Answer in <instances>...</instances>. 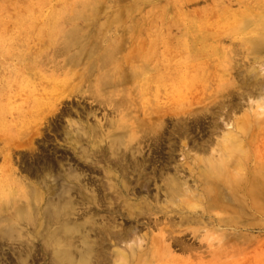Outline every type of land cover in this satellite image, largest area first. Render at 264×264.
I'll use <instances>...</instances> for the list:
<instances>
[{
	"label": "rangeland",
	"instance_id": "374dc122",
	"mask_svg": "<svg viewBox=\"0 0 264 264\" xmlns=\"http://www.w3.org/2000/svg\"><path fill=\"white\" fill-rule=\"evenodd\" d=\"M262 37L264 0H0V176L71 203L75 261L264 264V188L245 194L264 186ZM213 162L245 184L216 183L234 213L194 197ZM14 232L0 264H48L45 230Z\"/></svg>",
	"mask_w": 264,
	"mask_h": 264
},
{
	"label": "bare ground",
	"instance_id": "6f19581e",
	"mask_svg": "<svg viewBox=\"0 0 264 264\" xmlns=\"http://www.w3.org/2000/svg\"><path fill=\"white\" fill-rule=\"evenodd\" d=\"M259 42H262V44L264 45V37H262V40H260ZM258 42V43H259ZM113 47H111V49L110 50H108V52L106 53V55L104 56V58H103V61L104 60H106L108 57H111V53L110 52H113V51H115L116 49L115 48H113ZM120 81V80H119ZM118 81V82H119ZM114 82V81H113ZM112 82V83H113ZM256 82V81H255ZM120 83V82H119ZM106 86H110V82H109V84L108 85H106ZM260 99V98H259ZM262 101L260 100V103H261ZM259 103V104H260ZM260 106H261V104H260ZM260 110V108L258 109V111ZM144 111V110H143ZM146 111V110H145ZM202 111V110H201ZM196 112V111H195ZM199 112V111H198ZM215 113V112H214ZM200 114V113H199ZM203 114V113H202ZM260 115H263V114H260ZM193 117H197V116H193ZM199 117V116H198ZM248 118V117H247ZM198 119H200V117L198 118ZM201 119H204V117L202 118L201 117ZM147 120V119H146ZM245 120V119H244ZM243 120V121H244ZM194 121H196V120H194ZM198 121H202V120H198ZM143 122L144 121H142V123L140 124V126L141 127H144V125H145V123L146 122H144V124H143ZM193 122V121H192ZM191 122V123H192ZM251 122V121H250ZM199 123V122H198ZM185 124V123H184ZM143 125V126H142ZM160 125V124H159ZM251 125V124H250ZM146 126H148V124H146ZM160 126H162V125H160ZM245 126H247V123H246V125ZM150 126H148V128H149ZM238 127V126H237ZM95 128V127H94ZM154 128H157V127H154ZM181 128V127H180ZM96 129V128H95ZM144 129V128H143ZM147 129V128H146ZM145 129V130H146ZM150 129V128H149ZM152 129V128H151ZM150 129V130H151ZM233 129H234V126H233ZM95 131V130H94ZM142 131V130H141ZM149 131V130H148ZM231 131V130H230ZM97 132V130L95 131V133ZM227 132V131H226ZM148 135H149V133H150V131L149 132H146ZM154 133V132H153ZM155 133H158V132H155ZM154 133V134H155ZM161 133H163V132H161ZM177 133V132H176ZM234 133V132H233ZM236 133V132H235ZM98 134H99V132H98ZM127 134H128V132H127ZM154 134H152V137L153 138H151L150 139V141L153 143V144H156V146H157V143H159L158 141L160 140V135L158 136V135H156V136H158V137H154L153 135ZM168 134H169V132H168ZM167 134V135H168ZM89 135V134H88ZM95 135L96 136H100V135H97V133L96 134H94L93 136L94 137H92V139L93 138H95ZM144 135V134H143ZM182 135V134H181ZM184 135V134H183ZM182 135V136H183ZM222 135H224V134H222ZM150 136V135H149ZM143 137V136H142ZM145 138L147 137V136H144ZM151 137V136H150ZM163 137V136H162ZM144 138V139H145ZM117 139V138H116ZM141 139V138H140ZM147 139V138H146ZM94 141H95V139H93ZM92 140V141H93ZM231 140V139H230ZM104 141V140H103ZM114 141V140H113ZM141 141V140H140ZM146 141V140H145ZM148 141V140H147ZM157 142V143H156ZM96 143H97V141H96ZM115 143H117V141L115 142ZM146 143V142H145ZM196 143V142H195ZM112 144H113V142H112ZM137 144V143H136ZM136 144H134V145H136ZM144 144V143H143ZM162 144V143H161ZM219 144V143H218ZM83 145V144H82ZM99 145V144H98ZM97 145V146H98ZM114 145H116V144H114ZM106 146V145H105ZM132 147H133V145H131ZM169 146V145H168ZM220 146V145H219ZM98 147H100V146H98ZM103 147V146H102ZM107 147V146H106ZM105 147V148H106ZM127 147V146H126ZM136 147V146H135ZM88 148V147H87ZM97 148V147H96ZM95 148V150H97ZM115 147H113V149H114ZM221 148V147H220ZM104 149V148H103ZM102 149V150H103ZM131 149V148H130ZM129 149V150H130ZM133 149V148H132ZM198 149V148H197ZM201 149V148H200ZM203 149V148H202ZM34 150V149H33ZM35 150H37V149H35ZM155 150V149H154ZM196 150V149H195ZM194 150V151H195ZM99 151V150H98ZM100 151H101V149H100ZM99 151V152H100ZM121 152H122V150H120ZM133 151H134V149H133ZM33 152V151H32ZM31 152V153H32ZM37 152H39V150L37 151ZM41 152V151H40ZM115 152V151H114ZM116 152H117V150H116ZM196 152V151H195ZM30 153V154H31ZM34 153V152H33ZM32 153V154H33ZM104 153H106L105 151H104ZM135 153V152H134ZM154 153H156V151L154 152ZM163 153V152H162ZM198 153V152H197ZM34 154H36V151H35V153ZM39 154V153H38ZM116 154V153H115ZM159 154V153H158ZM199 154V153H198ZM221 156V155H220ZM95 157V156H94ZM101 157V156H100ZM103 157V156H102ZM137 157V156H136ZM163 157V156H162ZM78 158V157H77ZM157 158V157H156ZM98 159H99V157H98ZM225 159H226V157H225ZM240 159V158H239ZM115 160V159H114ZM224 160V159H223ZM236 160H237V158H236ZM241 162V161H240ZM82 163V162H81ZM148 163H151V161H144V160H142V159H140V163L138 162V160L137 161H135V163L133 162V164L130 166V170H131V172H137V173H140V174H143L144 173V169H145V166H146V164H148ZM104 164V163H103ZM156 164V163H155ZM126 165V164H125ZM177 165H179V164H177ZM236 165V164H235ZM237 165H238V163H237ZM152 166H153V172H155L154 171V164H152ZM180 166V165H179ZM224 164H223V162L222 163H220V164H218L217 162H213V163H208L207 165H205V166H203V168L201 169V172L199 173L200 174V176H201V179L202 180H200V185H201V188H203V189H201V190H199L198 188L195 190V192L197 193L196 195H194V197L196 196V199H198L200 202L201 201H204L205 202V206H206V208H208V209H212V208H219V210L221 209V210H224V211H226V210H228L229 212H231V213H234V209L232 208V206H233V204H232V206L230 207V206H228V204L226 205H224L223 203H222V201H221V198H222V196H223V194H220V192L219 191H221V193L223 192L224 193V190L222 191L221 189H219V190H217V188H220V187H218V186H216V183H219V182H222V183H229L230 184V186L232 187V188H235V186L237 185V184H239V185H245V184H240V181L239 180H234V178H232L231 179V177L232 176H229L228 174H227V172H226V170L224 169ZM243 166V165H242ZM103 167V166H102ZM177 167V166H176ZM79 168H80V166H79ZM78 168V169H79ZM180 168H181V166H180ZM66 169V168H65ZM82 169V168H81ZM121 169V173H122V175H123V177L125 176L126 177V173H127V169H125V168H123V167H121L120 168ZM178 169V168H177ZM193 169H194V167H193ZM235 169V168H234ZM67 170V169H66ZM80 170V169H79ZM78 170V171H79ZM2 171V170H1ZM245 170H243L242 172H244ZM3 172V171H2ZM80 172V171H79ZM95 172V171H94ZM118 172V171H117ZM188 172H189V169H188ZM197 172V171H196ZM239 172H240V170H239ZM5 173V172H4ZM14 173V172H13ZM109 174H111L110 172H109ZM198 174V173H197ZM0 175H1V173H0ZM3 175H5V174H3ZM2 175V176H3ZM193 175V174H192ZM2 176H0V233H2V235H4V236H8L9 235V233H11V232H14V231H17L18 229L19 230H24V231H26L27 233H28V231H31L33 234H35V235H40V234H42L43 235V230H45L46 231V233H44V235H46V240H47V243L45 242V244L48 246V247H46V245L44 246L43 245V243H44V241H40L41 242V244L46 248V250L49 252L50 251V253H44L45 254V258H44V261H47V263L48 264H92V263H90L91 262V255L92 254H95V252L94 253H91V251H92V249L91 248H89L88 249V251H84V253H80L79 254V260L78 261H75L74 259H73V257H72V253H70V248H71V240H72V235H73V233L76 231V228L74 227V226H71V225H69L68 224V222H67V220H66V218L68 217V215H69V211L70 210H72V207H71V203H69V201L68 202H65V204H63V206H56V207H52L51 209H50V206L47 204V205H45L44 203H43V201H44V199L42 198V194H41V191L39 190V189H37L35 186H33L32 188H31V192H29V193H24L22 190H20V189H17V188H13V187H11V185L9 184L10 182L7 180V179H3V177ZM10 176V175H9ZM136 176V175H135ZM190 176V175H189ZM247 176V175H246ZM193 177V176H192ZM24 178H26V177H24ZM175 178V177H174ZM180 178H181V176H180ZM10 179V178H9ZM20 179V178H19ZM83 179V178H82ZM183 179V178H182ZM12 180V179H11ZM84 180V179H83ZM109 180V179H108ZM194 180V179H193ZM23 180H19V182H22ZM86 181V180H85ZM116 179H115V181H114V184L116 185V187L117 188H119V184L118 183H116ZM140 181V180H139ZM146 181H148V180H143L142 181V185L146 182ZM175 181V180H174ZM195 181H196V179H195ZM260 181V180H259ZM94 182V181H93ZM186 182V181H185ZM84 183V182H83ZM90 183V182H89ZM88 183V184H89ZM124 183V185H122L121 186V193H124V192H126L127 191V184L125 183V181L123 182ZM188 183V182H187ZM91 184H92V181H91ZM186 184V183H185ZM261 184H263L264 185V183L262 182ZM94 185V184H93ZM92 185V186H93ZM239 185H237L238 187H240ZM257 185V184H256ZM88 186V185H87ZM184 186V185H183ZM190 186V185H189ZM193 186V185H192ZM258 186V185H257ZM101 187V186H100ZM185 187V186H184ZM183 187V188H184ZM195 187V186H194ZM217 187V188H216ZM260 187V188H259ZM264 188V186H262V185H260V186H258V187H255V185H253V184H251V188H249L246 192H245V194H246V196H249L250 198H252V199H255L256 201H258V199L262 196V193H263V188ZM88 188V187H87ZM97 188V187H96ZM95 188V189H96ZM171 188V187H170ZM193 188V187H192ZM89 189V188H88ZM94 189V188H93ZM100 189V188H99ZM247 188H244V190H246ZM70 190V189H69ZM189 190V189H188ZM174 191H176V190H174ZM227 191V190H226ZM68 192V190H66V193ZM99 192H100V190H99ZM187 192H189V191H187ZM101 193V192H100ZM99 193V194H100ZM27 194H29V195H27ZM99 194H97V195H99ZM180 194V193H179ZM182 194V193H181ZM74 195H75V193H74ZM122 195V194H121ZM166 195V194H165ZM222 195V196H221ZM184 196V195H183ZM182 196V197H183ZM188 196H190V195H188ZM77 197V196H76ZM112 197V196H111ZM116 197H118V196H116ZM124 197V196H123ZM186 197V196H185ZM134 198V197H133ZM188 198V197H187ZM229 198V197H228ZM101 199V198H100ZM112 199H113V197H112ZM111 199V200H112ZM147 199V198H146ZM182 199V198H181ZM186 199V198H185ZM230 199V198H229ZM99 200V199H98ZM105 200H106V198H105ZM139 200V199H138ZM158 200V199H157ZM102 203H103V201L102 200H100ZM100 201H98V202H100ZM113 201V200H112ZM115 201V200H114ZM180 201V200H179ZM187 201H189V199L187 200ZM190 201H191V199H190ZM225 201H226V199H225ZM136 202V201H135ZM184 202V201H183ZM182 202V203H183ZM195 202V201H194ZM193 202V203H194ZM230 202H232V200L230 201ZM82 203V202H81ZM149 203V202H148ZM174 203H176V202H174ZM177 203H178V201H177ZM180 204H181V202H179ZM185 203H187V202H185ZM184 203V204H185ZM192 203V204H193ZM196 204H197V202H195ZM194 203V204H195ZM73 204H74V202H73ZM84 204V203H83ZM203 204V203H202ZM231 204H229V205H231ZM100 205V204H99ZM135 205H139V204H135ZM134 205V206H135ZM198 205V204H197ZM155 206V205H154ZM202 206H204V205H202ZM137 206H135V208H136ZM236 207V206H235ZM134 208V207H133ZM134 208V209H135ZM149 208V207H148ZM152 208V207H151ZM155 208H157L156 206H155ZM179 208H181L180 206H179ZM195 208V207H194ZM137 209H139V208H137ZM144 209V208H143ZM142 209V210H143ZM158 209V208H157ZM184 209V208H183ZM195 209H199V207L198 208H195ZM202 209H204V207L202 208ZM77 210V209H76ZM78 210H79V208H78ZM81 210V212H82V209H80ZM163 210V209H162ZM185 210V209H184ZM200 210V209H199ZM237 210H238V208H237ZM240 210V209H239ZM84 211V210H83ZM148 211V210H147ZM186 211V210H185ZM184 211V212H185ZM196 211H198V210H196ZM205 211V210H204ZM209 211V210H208ZM76 212V214H77V211H75L74 210V213ZM79 212V211H78ZM80 212V213H81ZM87 212V211H86ZM174 213H175V211H173ZM188 213H189V211H187ZM83 213V212H82ZM96 213H98V212H96ZM136 213V212H135ZM179 213V212H178ZM177 213V214H178ZM182 213V212H181ZM186 213V212H185ZM201 213V212H200ZM229 214V216L230 215H232V214ZM71 214H73V213H71ZM79 214V213H78ZM77 214V215H78ZM87 214V213H86ZM85 214V215H86ZM105 214V213H104ZM107 214H108V212H107ZM154 214V213H153ZM187 214V213H186ZM205 214V213H204ZM75 215V214H74ZM99 215V214H98ZM137 215V214H136ZM150 215H151V213H150ZM181 215V214H180ZM179 215V216H180ZM203 215V214H202ZM244 215V214H243ZM82 215L80 214V216L78 217V218H80ZM112 216V215H111ZM189 216V215H188ZM233 216V215H232ZM231 216V217H232ZM83 217H85V216H83ZM148 217H149V215H148ZM184 217H185V214H184ZM186 217H187V215H186ZM190 218H191V216H189ZM204 217V216H203ZM228 217V216H227ZM236 217L237 216H234V218L236 219ZM77 218V217H76ZM82 218V217H81ZM80 218V219H81ZM190 218H186V219H190ZM205 218V217H204ZM204 218H203V220H204ZM233 218V219H234ZM238 218V217H237ZM75 219V218H74ZM149 219V218H148ZM173 219V218H172ZM208 219H210V218H208ZM225 219V217L223 218V220ZM231 219V218H230ZM230 219H228L229 221H231ZM150 221H152V220H150ZM189 221H191V220H189ZM189 221L188 222H186V223H189ZM193 221V220H192ZM220 221V220H219ZM225 222H227V219H225L224 220ZM229 221H228V223H229ZM48 222V223H47ZM157 223V222H156ZM171 223V222H170ZM172 223H174L173 221H172ZM176 223V222H175ZM175 223H174V225H175ZM183 223H185V220H184V222ZM191 223H195V222H191ZM198 224V223H197ZM173 224H171V226H172ZM176 225H180V224H176ZM110 226V225H109ZM172 227H175V226H172ZM15 233V232H14ZM16 234V233H15ZM98 234V233H97ZM112 233H110L108 236H114V238H117V236L118 235H116V234H112ZM168 234H171V232L170 233H168ZM31 235V234H30ZM96 236V235H95ZM170 236V235H169ZM35 238V237H34ZM39 238V237H38ZM175 238V237H174ZM173 238V239H174ZM169 239H170V237H169ZM73 240H74V238H73ZM72 240V241H73ZM76 241H77V239H75ZM3 241V240H2ZM75 241V242H76ZM43 242V243H42ZM178 243V241L176 242V244ZM27 244H28V242H27ZM34 244V243H33ZM72 244H74L73 242H72ZM78 244V243H77ZM180 244H181V242H180ZM182 244L183 245H185V243H183L182 242ZM79 245V244H78ZM182 245V246H183ZM20 246V245H19ZM39 246V245H38ZM77 246V245H76ZM80 246V245H79ZM186 246V245H185ZM23 247V246H22ZM35 248V247H34ZM77 248V247H76ZM181 248H183V247H181ZM18 249V248H17ZM184 249H185V247H184ZM19 250H21V249H19ZM27 250V249H26ZM38 250V249H37ZM83 250V249H82ZM23 251V250H22ZM24 252V251H23ZM27 252V251H26ZM73 252V251H72ZM83 252V251H82ZM16 253V252H15ZM74 253V255H75V253L76 252H73ZM33 254V253H32ZM125 254V253H124ZM18 255V254H17ZM77 255V254H76ZM43 256V255H42ZM76 257V256H75ZM17 258H18V256H17ZM34 258H35V256H34ZM40 258V257H39ZM28 261V260H27ZM26 261V262H27ZM30 261V260H29ZM120 261V260H119ZM25 262V260L22 262L21 261V264H23ZM20 263V262H19ZM118 263H121V262H118Z\"/></svg>",
	"mask_w": 264,
	"mask_h": 264
}]
</instances>
